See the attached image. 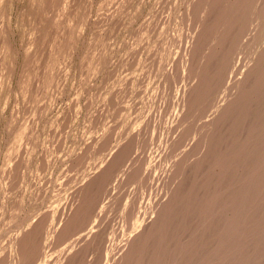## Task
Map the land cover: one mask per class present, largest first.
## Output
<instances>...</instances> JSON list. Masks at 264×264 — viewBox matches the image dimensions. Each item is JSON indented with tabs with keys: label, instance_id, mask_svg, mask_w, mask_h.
Listing matches in <instances>:
<instances>
[{
	"label": "bare ground",
	"instance_id": "obj_1",
	"mask_svg": "<svg viewBox=\"0 0 264 264\" xmlns=\"http://www.w3.org/2000/svg\"><path fill=\"white\" fill-rule=\"evenodd\" d=\"M0 264H264V0H0Z\"/></svg>",
	"mask_w": 264,
	"mask_h": 264
}]
</instances>
